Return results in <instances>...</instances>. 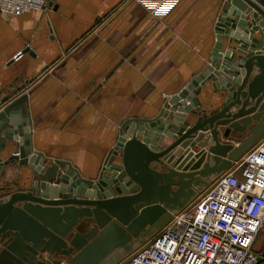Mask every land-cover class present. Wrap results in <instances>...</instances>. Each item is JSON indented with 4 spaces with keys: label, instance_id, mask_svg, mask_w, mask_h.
<instances>
[{
    "label": "water",
    "instance_id": "95a60500",
    "mask_svg": "<svg viewBox=\"0 0 264 264\" xmlns=\"http://www.w3.org/2000/svg\"><path fill=\"white\" fill-rule=\"evenodd\" d=\"M214 31L210 63L155 116L121 123L95 179L33 150L27 93L0 109V152L15 146L0 173L31 171L26 188L0 183V264H117L264 135V0H225ZM208 80L222 92L209 111L197 98Z\"/></svg>",
    "mask_w": 264,
    "mask_h": 264
},
{
    "label": "crops",
    "instance_id": "0c3cea01",
    "mask_svg": "<svg viewBox=\"0 0 264 264\" xmlns=\"http://www.w3.org/2000/svg\"><path fill=\"white\" fill-rule=\"evenodd\" d=\"M157 1L49 0L43 10L0 12V109L28 94L33 150L47 163L68 161L95 179L121 123L155 116L210 63L225 0H175L164 13ZM221 94L208 80L197 98L209 111ZM6 179L26 188L31 171L15 165L0 173Z\"/></svg>",
    "mask_w": 264,
    "mask_h": 264
},
{
    "label": "built area",
    "instance_id": "2783aa9c",
    "mask_svg": "<svg viewBox=\"0 0 264 264\" xmlns=\"http://www.w3.org/2000/svg\"><path fill=\"white\" fill-rule=\"evenodd\" d=\"M48 1L0 0V12L18 16ZM117 264H264V135Z\"/></svg>",
    "mask_w": 264,
    "mask_h": 264
},
{
    "label": "rangeland",
    "instance_id": "374dc122",
    "mask_svg": "<svg viewBox=\"0 0 264 264\" xmlns=\"http://www.w3.org/2000/svg\"><path fill=\"white\" fill-rule=\"evenodd\" d=\"M118 140V139H117ZM117 140H116V142H117ZM116 142H115V144H116ZM114 144V145H115ZM196 153H197V151L195 150V152L193 153V155L190 157V158H188V160L187 161H185V163H184V166L185 167H193V166H197L198 164H200L199 162L201 161V158H202V156H200V155H198V156H195L196 155ZM12 179H14V178H12ZM30 182V181H29ZM29 182L27 183V186H28V184H29ZM12 186V185H11ZM15 186H19L18 184H15ZM14 186V187H15ZM204 190V189H203ZM259 239H260V237H259ZM257 244H259V241L257 242Z\"/></svg>",
    "mask_w": 264,
    "mask_h": 264
},
{
    "label": "bare ground",
    "instance_id": "6f19581e",
    "mask_svg": "<svg viewBox=\"0 0 264 264\" xmlns=\"http://www.w3.org/2000/svg\"><path fill=\"white\" fill-rule=\"evenodd\" d=\"M52 161H53V160H52ZM195 197H196V196H195ZM195 197H194V198H195ZM194 198H193V199H194ZM193 199H192V200H193ZM192 200H191V201H192Z\"/></svg>",
    "mask_w": 264,
    "mask_h": 264
}]
</instances>
